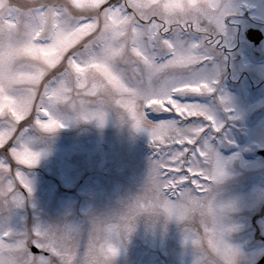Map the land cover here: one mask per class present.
Instances as JSON below:
<instances>
[{"label":"snow or ice","instance_id":"6c2138e0","mask_svg":"<svg viewBox=\"0 0 264 264\" xmlns=\"http://www.w3.org/2000/svg\"><path fill=\"white\" fill-rule=\"evenodd\" d=\"M246 7L237 0H0V264H54L56 258L71 262L70 228L57 231L37 224L28 229L18 213L32 192L19 166L30 168L39 160L21 137L33 124L49 133L63 127L57 109L72 92L92 97L72 104L78 118L103 124L114 99L138 129H151L156 162L150 184L123 223L114 226L118 239L132 231L141 211L162 209L180 220L199 214L203 235H196L194 243L215 264H234L239 250L224 240L230 230L220 223L224 210L196 195L209 191L200 178L210 184L224 175L215 151L197 147L206 130L182 131L165 121L153 125L146 111L182 121L207 119L220 131L208 109L191 96L215 92V70L206 66L231 46ZM253 19L264 22V12ZM9 154L18 165L15 175ZM204 163H214V170L206 172ZM189 186L191 191L185 190ZM105 223L93 222L86 264H105L118 252L108 243Z\"/></svg>","mask_w":264,"mask_h":264},{"label":"rangeland","instance_id":"374dc122","mask_svg":"<svg viewBox=\"0 0 264 264\" xmlns=\"http://www.w3.org/2000/svg\"><path fill=\"white\" fill-rule=\"evenodd\" d=\"M237 2L251 9L240 25L244 28L256 23L264 32V22L253 19L264 12V0ZM241 36L239 48L236 35L231 49L213 57L210 67L206 66L210 72L215 70V92L191 96L208 109L221 126L219 132L203 118L182 121L172 114L151 110L146 111V118L153 125L173 122L182 131L206 130L197 138V147L210 146L215 151L224 175L210 184L200 178L209 191L196 195L224 210L220 223L230 229L224 233V240L239 250L234 264H264V242L256 235L258 226L264 236V214L255 219L264 209V179L259 171L264 169V155L259 154L264 152V39L256 52L244 43L245 32ZM90 88V84L86 85V89ZM81 99L92 97H76L72 92L66 104L59 106L57 114L64 126L54 132H45L35 124L26 126L21 144L39 153V160L30 168L19 166L31 181L32 192L18 217L28 229L37 224L57 231L70 228V264H86L94 221L119 222L130 206L144 196L156 162L149 127L138 129L127 110L114 99L105 109L103 124L97 119L78 118L72 104L78 105ZM90 108L94 110L95 106ZM8 166L15 175L18 165L10 154ZM203 168L210 173L214 163H204ZM20 190L25 191L22 186ZM185 190L191 191V187ZM108 209L120 212H107ZM201 220L199 214L180 220L169 217L162 209L141 211L133 219L132 231L115 241L118 252L106 264H215L194 243L196 235H203ZM54 264L64 262L56 258Z\"/></svg>","mask_w":264,"mask_h":264},{"label":"flooded vegetation","instance_id":"af4514ba","mask_svg":"<svg viewBox=\"0 0 264 264\" xmlns=\"http://www.w3.org/2000/svg\"><path fill=\"white\" fill-rule=\"evenodd\" d=\"M248 15L249 14H247V13H245L244 14V19L245 18H247L248 17ZM251 27H254V28H258L259 29V24H256V23H252V24H250L249 26H246V27H242V25H240V28H239V31H238V34H237V48H239L240 46H241V35H242V33H244L248 28H251ZM264 33V32H263ZM264 39V38H263ZM263 41V40H262ZM262 41L260 42V43H258V44H254L253 42H251V41H249L247 38L245 39V41H244V43H248L249 45H250V47L254 50V51H258L259 50V47L261 46V43H262ZM228 49H231V48H227V49H222L221 51H220V53L222 54V52L223 51H228ZM264 153V152H263ZM259 171H261V176L263 177L264 176V169H260ZM107 211H114V212H118L119 211V209H117V210H112V209H108ZM123 211V210H122ZM262 212H258L257 213V215L255 216V219H259L261 216H263V212H264V209L263 210H261ZM120 212V211H119ZM256 235H257V238H259L260 240H262L263 242H264V236L263 235H261V233H260V230H259V228H258V226H257V228H256ZM38 252L39 251H36V252H34V253H37L38 254Z\"/></svg>","mask_w":264,"mask_h":264},{"label":"clouds","instance_id":"9594fccd","mask_svg":"<svg viewBox=\"0 0 264 264\" xmlns=\"http://www.w3.org/2000/svg\"><path fill=\"white\" fill-rule=\"evenodd\" d=\"M122 223H123L122 219L119 220V222H116V223H105L104 228H105L106 234L109 236V239H108V243L109 244H112L113 246H115V241L118 240V237H117L118 229L116 227H114V226H119ZM109 229H111V230L109 231ZM107 260H106V262H107ZM106 262H105V264H106Z\"/></svg>","mask_w":264,"mask_h":264},{"label":"water","instance_id":"95a60500","mask_svg":"<svg viewBox=\"0 0 264 264\" xmlns=\"http://www.w3.org/2000/svg\"><path fill=\"white\" fill-rule=\"evenodd\" d=\"M247 37H248L250 40H252V41L258 43V42L262 39L263 34L261 33L260 30H257V29H249V30L247 31ZM33 249L36 250V248H33Z\"/></svg>","mask_w":264,"mask_h":264}]
</instances>
